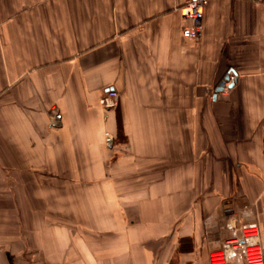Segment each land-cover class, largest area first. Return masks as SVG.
I'll return each instance as SVG.
<instances>
[{
  "label": "crops",
  "instance_id": "1",
  "mask_svg": "<svg viewBox=\"0 0 264 264\" xmlns=\"http://www.w3.org/2000/svg\"><path fill=\"white\" fill-rule=\"evenodd\" d=\"M183 1L0 0V206L34 264H207L206 223L244 207L264 256V0H209L198 41Z\"/></svg>",
  "mask_w": 264,
  "mask_h": 264
},
{
  "label": "built area",
  "instance_id": "2",
  "mask_svg": "<svg viewBox=\"0 0 264 264\" xmlns=\"http://www.w3.org/2000/svg\"><path fill=\"white\" fill-rule=\"evenodd\" d=\"M208 2L184 0L178 7L180 16L186 21L181 30L184 38L191 41L200 39L203 13ZM225 86L228 87V82ZM116 97L117 92L110 90L103 101L115 100ZM204 234L209 244L207 264H264L260 225L250 208L226 210L215 221L206 223Z\"/></svg>",
  "mask_w": 264,
  "mask_h": 264
},
{
  "label": "rangeland",
  "instance_id": "3",
  "mask_svg": "<svg viewBox=\"0 0 264 264\" xmlns=\"http://www.w3.org/2000/svg\"><path fill=\"white\" fill-rule=\"evenodd\" d=\"M178 10V9H177ZM106 96V93L102 94L101 97L99 98V105L106 111H110L111 109H115L118 102V94L115 100H109L107 102L103 101L104 97ZM103 101V102H102ZM105 136L109 137L108 132H105ZM122 135L120 132V127H118V130L115 132V140H119L120 142L122 140ZM117 142V143H118ZM122 142V141H121ZM62 177V175H60ZM86 178L92 179V175H87L84 176ZM76 181H83L86 179L76 177L73 178ZM97 181V180H96ZM77 193H80L81 191L78 189L76 191ZM14 203V202H13ZM19 206L18 205H11L9 207L7 206H0V264H34L35 260V254L34 253H27V254H20L19 249H20V231L24 232V229L22 230V224L25 225V223H21L18 218L19 214L21 213L19 211ZM50 209V207H44ZM79 211L81 209V206L78 207ZM49 221H45L47 224L49 230H59L61 233H64L70 229L74 228L76 231L82 230L84 228V223L82 222V215L80 212L76 214V220L70 219L68 216L65 214H54V215H49L48 216ZM33 225V223H29ZM28 224V225H29ZM98 223H88L87 226H85V229H97ZM22 241V237H21ZM60 243H62V246H66V238H61L59 237ZM204 243L207 247V256H208V251H209V244L206 241L204 237ZM66 251L65 248H61V253H60V259L65 261L66 257Z\"/></svg>",
  "mask_w": 264,
  "mask_h": 264
},
{
  "label": "water",
  "instance_id": "4",
  "mask_svg": "<svg viewBox=\"0 0 264 264\" xmlns=\"http://www.w3.org/2000/svg\"><path fill=\"white\" fill-rule=\"evenodd\" d=\"M227 80H228V77H226L225 81H227ZM225 81H222V82L218 85V87H217V89H216L217 92H221V91L223 90V87H224V85H225ZM232 85H233V83H232V82H229L228 87H231Z\"/></svg>",
  "mask_w": 264,
  "mask_h": 264
}]
</instances>
